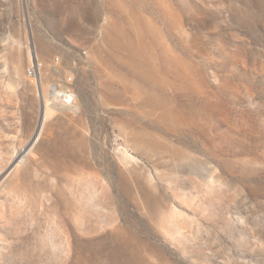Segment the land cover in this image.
Wrapping results in <instances>:
<instances>
[{"label":"rangeland","instance_id":"1","mask_svg":"<svg viewBox=\"0 0 264 264\" xmlns=\"http://www.w3.org/2000/svg\"><path fill=\"white\" fill-rule=\"evenodd\" d=\"M0 264H264V0H0Z\"/></svg>","mask_w":264,"mask_h":264},{"label":"built area","instance_id":"2","mask_svg":"<svg viewBox=\"0 0 264 264\" xmlns=\"http://www.w3.org/2000/svg\"><path fill=\"white\" fill-rule=\"evenodd\" d=\"M82 54L87 55V50L82 49ZM56 63H59L60 57L55 58ZM60 71V68H57ZM45 70L44 62L38 57L37 53L32 57L31 63L27 67V76L31 81L36 83L38 95L43 96V74ZM49 95L52 98L65 100L68 104H73L76 101V93L74 88V77L69 75L64 81L56 79L49 85Z\"/></svg>","mask_w":264,"mask_h":264},{"label":"bare ground","instance_id":"3","mask_svg":"<svg viewBox=\"0 0 264 264\" xmlns=\"http://www.w3.org/2000/svg\"><path fill=\"white\" fill-rule=\"evenodd\" d=\"M40 96H41V94H40ZM43 96H44V103H43L42 97L40 99H41V102H42V104H41L42 105V110H43L42 114L45 116V119H46L47 117L52 116L54 114V111H55L54 106H57V104H52V102L49 100V98L46 97V93H45L44 89H43ZM55 100L57 102H61L63 106L68 105L67 102L65 100H63V99L55 98ZM24 151H26V148L22 149V152H24ZM24 162H25V160H24V156H23L17 162V166H21ZM9 171H11V170H9Z\"/></svg>","mask_w":264,"mask_h":264}]
</instances>
